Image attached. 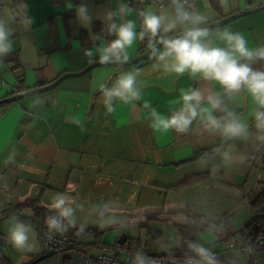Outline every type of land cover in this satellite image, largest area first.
Returning <instances> with one entry per match:
<instances>
[{"label":"crops","instance_id":"obj_1","mask_svg":"<svg viewBox=\"0 0 264 264\" xmlns=\"http://www.w3.org/2000/svg\"><path fill=\"white\" fill-rule=\"evenodd\" d=\"M160 1L139 6L130 0H6L0 8L5 32L0 40V100L21 93L20 85L32 90L101 61L102 49L117 39L113 25L119 28L133 21L136 39L124 50L107 53L108 61H124L125 53L128 60L146 53L149 49L143 53L139 36L142 12L162 17V27L177 23L172 31H161L165 36L192 27L187 21L181 24L176 9L160 6ZM250 8L254 7L248 0L226 4L194 0L187 12L205 16L198 25L204 26ZM224 29L242 33L246 46L256 50L264 46V11L210 30L214 46L226 47L215 35ZM165 50L164 46L139 64L93 67L53 89L0 106V232L7 240L2 252L10 264H82L86 254H98L99 244L91 236L80 237L62 256L44 253L39 228L48 223L37 210L61 218L51 207L57 199H64L65 207L73 210L75 227L85 224L79 216L97 212L101 219L90 226L105 232L103 243L119 244L124 231L139 238L149 255L179 253L183 241L177 226L188 225L195 216L205 224L225 216L226 234L220 238L214 230L200 232L195 248L205 250L214 264H264V253L252 258L240 248L261 214L253 202L264 190V155L258 153L264 146V107L243 84L228 92L202 73L193 77L189 71H167L165 64L172 58L158 59ZM240 62L264 72V60ZM126 73H137L139 98L129 95L126 103L123 97H106L101 86L113 89ZM184 93L201 97L198 103L188 102L196 107L197 116L183 131L155 130L156 117L171 119L184 108ZM209 97L219 100V107L211 110L215 123L202 111L211 109ZM108 105L113 112H108ZM229 125L237 131L230 132ZM200 173L208 175L181 186ZM13 220L29 228L32 250L17 249L10 242ZM124 220L133 230L124 227ZM159 225L175 227L178 238L152 245L149 233L164 234ZM216 253L218 257L213 256ZM169 264H208V260L202 255L178 257Z\"/></svg>","mask_w":264,"mask_h":264},{"label":"clouds","instance_id":"obj_2","mask_svg":"<svg viewBox=\"0 0 264 264\" xmlns=\"http://www.w3.org/2000/svg\"><path fill=\"white\" fill-rule=\"evenodd\" d=\"M187 2V0H185ZM222 4H226L227 0H221ZM177 3V0H173ZM83 12V9L80 10ZM143 16V31L139 34L140 39L143 40L145 33L149 34V47L152 48L153 55L156 56L158 50L155 48L153 41L161 33H168L177 27V23L173 21L167 26L162 27V17L152 14L151 12H142ZM176 15L181 24L190 22L192 27L185 26L183 34L176 38H165L161 36L160 42L164 44L165 51L159 53L158 59L161 61L171 57V62L165 64L167 71H174L177 74H183L189 71L194 77L197 73H202L204 79L216 80L228 92L232 90H239L241 85H245L251 93L254 101L258 102L261 107H264V72L253 71L248 63H241L240 60L253 61L254 59L264 60V46L256 50L249 49L244 35L240 32H232L229 29L223 31L217 30V35L222 41L226 43V47L214 46V42L209 37L212 33L207 28H201L198 25L206 21V17L196 13L190 14L183 10V6H178ZM135 24L133 21H127L124 25L117 28L113 25L117 39L111 43L109 47H105L102 51L105 53L101 56V63H106L109 60L107 53H117V50H124L130 47L136 39V33L133 31ZM5 38V32L0 27V40ZM90 55V53H87ZM116 59L121 57L117 54ZM123 60H128V55L125 53ZM137 73L121 74L113 89L108 90L101 86L104 95L109 99L113 96L123 97L124 102H128L127 96L139 98L136 91V77ZM201 97L197 93L191 95L184 93L183 102L184 108L177 114L173 115L171 119H161L156 117L152 123V127L157 131H167L175 127L178 131H183L190 123L192 118L197 116L196 107L188 103L189 101L199 102ZM106 105L108 101H105ZM211 109L203 108L202 111L208 113V119L215 123L211 115V110L219 107V100H214L209 97ZM147 106V105H146ZM108 112H113V109L108 105ZM187 113V115H186ZM152 116H156L155 110L152 111ZM230 132H236L237 128L232 125L228 126ZM59 212L61 218L68 220V225L63 223L62 219L50 217L47 221L49 232L55 229L57 232H66L68 226L75 227V219L73 218V210L65 207L64 199H57L51 205ZM9 229V240L14 247L20 250H32L34 245L29 243V228L24 224L15 222ZM201 255L208 260V264H214L211 257L200 249Z\"/></svg>","mask_w":264,"mask_h":264},{"label":"built area","instance_id":"obj_3","mask_svg":"<svg viewBox=\"0 0 264 264\" xmlns=\"http://www.w3.org/2000/svg\"><path fill=\"white\" fill-rule=\"evenodd\" d=\"M6 0H0V8ZM131 3L139 6H145L151 0H130ZM253 7H264V0H248ZM194 3V0H161L160 6L171 5L175 9L183 6L184 11H188ZM40 240L44 253L55 256H62L73 246L70 233L64 232L58 234L45 226L39 228ZM7 246V240L0 232V249ZM242 250L246 251L252 258L258 257L264 253V231L249 239L241 245ZM99 252L96 255L86 254L82 260V264H169L177 261V258L168 255H148L138 250L126 247L121 244L101 243L98 245ZM218 257L219 254L213 255Z\"/></svg>","mask_w":264,"mask_h":264},{"label":"trees","instance_id":"obj_4","mask_svg":"<svg viewBox=\"0 0 264 264\" xmlns=\"http://www.w3.org/2000/svg\"><path fill=\"white\" fill-rule=\"evenodd\" d=\"M55 1H59V0H55ZM74 1L76 3H78V2H81L83 0H74ZM161 36H163L165 38L171 37L169 35L168 36L162 35L160 33L155 38V40L153 41L154 45H156L158 42H160ZM150 48L151 47H149V34L145 33L143 40H142V51H143V53L146 51V49H150ZM19 89L21 92L27 91L26 88L22 85H20ZM8 104L9 103L1 104L0 106H5ZM258 153L264 155V146L262 147L261 150H259ZM207 175H208V173H200V174H196L194 176H191V177L187 178L181 184V186H184L187 184H194V183H197L199 181H202L203 179H205L207 177ZM253 206L257 209L259 208L261 210V214L259 216H257L251 224L254 228H257V230H253L252 227H249V231L251 233L249 239H251L255 235L264 231V190L259 195V197L253 202ZM37 216L42 218L44 222H47L50 217L61 219V218H58L57 216H55L54 214L50 213L49 211H47L45 209L44 210L38 209L37 210ZM226 221H227L226 217L223 216V217H221L220 220H214V219L210 218V219H208V222L205 224L203 222L201 216H195L192 220H189L188 225H178L177 226L178 231H179V234H180L182 241H183V249L179 253L172 254L171 256L174 258L200 256L201 255L200 250L195 248V237H196V235L199 234L200 232H203L206 230H214L216 232L217 236L221 238L226 234V230H225V225L227 223ZM63 223L65 225H68V222H66L65 220H63ZM43 226L49 228L48 225H43ZM68 228H72L69 233H70L71 238H72L73 246L77 243L78 239L80 237H83V236H91V237L95 238L96 244L103 243L102 237H103L105 232L101 231L98 227L90 228V229L89 228L81 229L79 227L68 226ZM52 231H54L58 234H62L61 232H57L55 229H52ZM139 243H140L139 238L133 239V238L128 236L127 242L124 245L126 246L129 244V246L132 249L138 250V251L142 252L143 254H145L144 251L141 249V246ZM45 254H47V253H45ZM0 260L2 261V264H10L8 259L3 254L2 249H0Z\"/></svg>","mask_w":264,"mask_h":264},{"label":"water","instance_id":"obj_5","mask_svg":"<svg viewBox=\"0 0 264 264\" xmlns=\"http://www.w3.org/2000/svg\"><path fill=\"white\" fill-rule=\"evenodd\" d=\"M260 11H264V7L250 8V9H247V10H244V11L229 15V16L225 17L224 19H222V20H220L218 22H214V23L207 24V25H204V26H199V27L207 28L210 31V30L222 27V26L226 25L227 23H229V22H231V21H233L235 19L241 18V17L246 16V15L253 14V13H256V12H260ZM182 34H183V32L179 33V34H176V35H173V36H171L169 38H176V37H178V36H180ZM162 47H164V44L161 43V42H158L155 45V48L157 50H160ZM152 56H153V51H152V48H150L146 53L142 54L141 56H139L137 58H134V59L127 60V61H117V62L107 61L106 63H101V61L94 62L93 64L89 65L87 68L82 70L81 72H73V73L64 74V75L60 76L54 82H51L50 84H47L45 86H41V87H38V88H35V89H32V90H28V91H25V92H21V93L15 94L13 96H10L8 98L2 99V100H0V105L1 104H6V103L17 102V101L21 100L24 97H27V96H30V95H34V94H37V93H41V92H45V91H48L50 89H53L56 86H58L67 77L83 75L86 72H88L89 70H91L93 67H96V66H99V65H111V66L134 65V64H139L141 62H144V61H146L147 59H149ZM127 238H128V234L126 232H123L121 234L119 240H118V243L121 244V245H124L127 242Z\"/></svg>","mask_w":264,"mask_h":264},{"label":"rangeland","instance_id":"obj_6","mask_svg":"<svg viewBox=\"0 0 264 264\" xmlns=\"http://www.w3.org/2000/svg\"><path fill=\"white\" fill-rule=\"evenodd\" d=\"M164 192H165L164 194L166 195V191H164ZM79 217H80V220L82 221V223H85V224H80L79 228H81V229L95 228V227L90 226V225H94V223L99 222L100 219H101V216L97 212H96V214L90 215V216H87V217H82V216H79ZM107 219H109V217H107ZM124 221H125L124 222L125 223L124 227L125 228L127 227V229L129 231L133 230V227L130 226L131 223L127 222L128 220H124ZM158 227L160 229L164 230V234L163 235H162V233L161 234H157L154 231L149 233L150 236L148 237V239H149V241H150V243L152 245H154V244H156V245L157 244H170V243H172V242H174L176 240L175 239L176 236L178 238V235H177L178 233H177V231H175V227H166V226H162V225H159ZM146 232H147V230H146ZM146 236H148V234ZM0 264H2L1 260H0Z\"/></svg>","mask_w":264,"mask_h":264}]
</instances>
